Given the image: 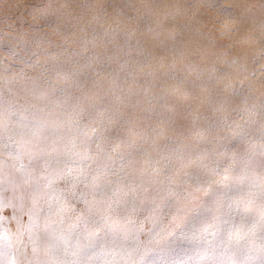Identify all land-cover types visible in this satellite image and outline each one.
<instances>
[{"label": "bare ground", "instance_id": "6f19581e", "mask_svg": "<svg viewBox=\"0 0 264 264\" xmlns=\"http://www.w3.org/2000/svg\"><path fill=\"white\" fill-rule=\"evenodd\" d=\"M45 1L47 2L48 11L64 8L69 12V16H61L55 11L47 12L44 16L41 13L40 18L47 23L60 20L68 33L73 34L76 40L85 43L83 48H80L74 43L67 42L66 44L60 36H55V34L47 35L50 33L39 31V34L50 37L48 41L56 46V52L47 50L45 55L39 61H36L35 71L38 73L49 72V74L54 75L47 77L28 76L23 79H15L4 72H0V76L3 77L0 87L5 89V92L16 94L18 98V100L10 103L14 108L15 115L21 114V120L25 123L28 130L41 136L50 137V140L45 145L54 149L49 154H32L31 156L35 161L44 163L48 170L55 171L54 178L49 182V187L52 188V193L50 192L51 198L56 202H52L50 205L46 203L44 205L46 208H42L37 216V225L43 234L42 237L47 240V244L42 254L38 253V251L34 254L32 251L34 246L31 245L32 237L23 239L18 235L9 236L8 240L18 250L16 259L22 261L23 264H72L69 263L70 261L67 262L65 260L66 262H64L59 259L64 255L74 253L73 250H75L77 245L89 246L93 244L105 246L107 251L90 252L91 255H87L91 257L88 264H189V262H185L186 259L200 257L205 251L215 249L219 251L217 255L211 258H202L203 261H206L205 264H245L246 262L241 260L244 256L243 250L246 247H250L252 249L251 252H245V254L249 255L248 257H257L258 262L255 264H264V251H258L259 245L264 244V207L261 208V206H264V198L254 200V198L249 197L244 201L230 202V205L227 206L228 215H225L223 220L218 219L216 214H207L206 209H204L207 207L205 204L210 203H205L198 199H190L188 197L185 201L176 204H162L165 198H172L174 195H182L184 193L190 196H197L201 191L205 190L211 191L215 198H219L220 202L225 204V201H228L225 199L229 195V189L234 187L236 183L235 177L229 176L230 174H218V172H214L210 168L199 169L197 165L188 166L184 164V157L192 155L194 149L186 147L182 143L190 142L193 139L192 135H177L179 140L175 144L178 150L174 153V151L165 152L161 149L154 131L153 133L150 132L149 135H137L139 133L135 132V135H127V141L123 139L117 147L112 149L108 148L105 139L102 140L100 143L101 147L96 150L100 151L101 155H96L94 154L95 149H92L90 143L92 140H89L90 138L85 135L79 134L77 130H80V128L76 129L72 125L71 117L67 115L64 117L62 112L56 109V96L62 90L63 99L60 98L62 101L66 103L75 102L76 104L79 102L83 112H91L92 114L95 113L96 104L93 98L99 95H102L105 101H109L107 105L112 110H117L115 104H122L123 102L115 101V104L113 102V98L121 95L117 91L116 86L110 87L98 83L89 74L94 69L107 72L113 71L128 79L133 77L131 74L133 70H120L111 61V55L106 54L100 46L95 44L92 36L101 34H104L103 37L107 36V38L102 39L103 44H108L112 40L118 39V44H116L121 46L119 50L126 54L123 60L126 59L129 66H133L134 62L138 65L140 61L150 60L152 63L156 61L154 54L135 53L138 49L132 50L129 47L134 44L137 48L139 38L137 35H129L130 32L125 30V27L129 28L132 26L130 22L125 23L128 18L127 10L138 6L137 4L139 3L133 0H100L103 4H110L113 9H122L120 12L122 20L118 22L115 19H111L109 27H106L102 25L99 18L102 15L112 16L113 13L108 9L90 7L95 0ZM241 8L244 10L245 20L238 22V28L227 26L225 27L226 29L223 28L222 30L224 34L222 38L227 41V38H229L227 44H230V48L225 52H209L202 46H195L197 42L203 43L206 41L210 36V32L208 29L193 32L190 26L182 27L184 22L178 20V17L182 14L157 16L158 19L156 21L155 19L150 20V33L142 35L147 37L143 39L146 40L145 42H150L153 46H161L165 57L175 60L178 54L188 52L190 56L186 57V59L195 58L196 61L199 53L206 56L205 62L199 64L194 62L185 71H183L184 69H176L179 75L176 76L178 80L174 84L175 87L193 93L190 106L181 108V106L175 105L171 107L172 111L177 113V116L185 112L188 113L186 109L191 110L197 105L203 106L204 115L208 118L215 117L218 111L221 113L230 112V109H237L231 108L235 106V104L231 103V100H234L233 97L240 96V92L248 95V100H250L246 106L250 109L243 111L264 115V82L256 84V79L245 78L247 79L245 80L240 78L238 74H233L237 70H242L240 74L248 71V74L252 77L255 72L248 65L240 69V63L231 56L234 52L240 56L248 57L252 61L253 59L264 61V56L260 52L258 53L259 49L254 43L258 37L263 36L264 32L256 28L255 25L251 26L250 24L259 22L264 18L251 15L252 12L248 11L244 6ZM140 13L142 18L152 16L149 13L148 5H142ZM90 14H92V17L89 16ZM255 18L259 21H251ZM261 22H264V20ZM136 25L139 26L137 20L132 27H136ZM237 30H240L241 33L244 32L243 40H239L238 34L234 33ZM152 33L156 34L155 38H150ZM18 41L24 46L25 51L35 48L26 39L19 38ZM185 41L190 46L185 44ZM117 45L111 46L113 52L118 50ZM149 51H152V46L149 47ZM78 62L83 64L78 66ZM207 62L215 63L218 68L228 72L227 82L225 81L224 83L215 73L207 71ZM106 64L108 65L106 66ZM262 70L257 71V79L264 81V70ZM157 71L165 73L163 69H158ZM65 73H70L72 75L71 78H62L61 76ZM57 74L61 76H56ZM133 74L135 76H145L151 74V72L143 71L137 73L134 71ZM167 74L168 72L165 75ZM187 74L191 75L192 78L189 79ZM208 77L214 80L215 83H211ZM135 78L137 77H133V79ZM235 85H238L240 89L234 90L233 86ZM77 87H82L81 93L76 92ZM134 88L135 85H133L132 89ZM173 89L168 88L167 93L145 91V95L150 93L152 95L148 98L156 97L162 102L168 101L177 104L185 94ZM137 92L140 91L133 90L122 94L126 95L125 93H127L131 98H134ZM225 96H227L229 102L226 103V106L217 108L216 102L224 99ZM19 108L21 110L18 111ZM26 108L32 111V117L22 113ZM49 108L52 109V112L55 110L59 112L51 113ZM257 109L263 110L258 112L256 111ZM45 110H48L47 116H45ZM126 110L131 118L130 121H133V123L137 122L134 107ZM193 115V128H198L201 124L211 128V121L201 123L199 117L195 114ZM4 117L6 118V114L3 112L2 115L0 112V119H4ZM260 119L263 118L260 117ZM180 120L177 118L174 121V125L176 126ZM256 121L262 124L258 118ZM6 132H3V135H7ZM69 139L74 140V142L68 143L67 140ZM240 140L241 137L238 138V141ZM240 142L243 147V141ZM77 143L78 145H76ZM214 144L217 148H222L226 152L232 148L230 144L220 140L217 143L214 141ZM234 144L238 147L241 146L237 143ZM123 145H126V148ZM80 146L87 151H84L82 155H76L75 150L79 149ZM5 150H8V148ZM257 155L259 154L254 152V159H258L259 163L264 164V160L261 157H264V155ZM160 156L170 159V161L180 162L186 168L174 175H172V165H160L159 169L156 170L154 167L158 166ZM220 162L219 167H223L225 160L221 159ZM9 163H6L3 168L1 167L0 172L8 180L10 179L7 182L8 187L15 189L16 186H19V183H15L19 179L22 180L23 177L14 171L15 167L12 165L14 162L10 161ZM95 164L99 165V169L103 168V170L94 169L93 166ZM78 166L81 170H77ZM65 167L69 168L70 175L66 172L67 170L63 173H58L60 169ZM259 167L260 164H251L246 173L248 171L254 172ZM248 175L247 173L245 177V186L249 189L250 194L255 190H263L264 179L262 177L264 175L257 176L260 181L254 178L253 175ZM179 183H183V185ZM34 184L36 190L42 188V184L37 182ZM167 186L172 189L168 191V189L164 188ZM119 187H121V194L115 192V189ZM159 191L161 195L158 194ZM109 198L120 201L113 204V199L108 201ZM64 199L75 200L79 204L73 208L65 207L61 204ZM11 200L9 199L8 201L11 203ZM80 204L87 205L86 212L80 210ZM243 205L246 208H241ZM137 208L142 209L144 212L152 211L151 213H154L155 219H153L152 224L145 228L144 226L139 227L140 224H143L140 219L131 223L125 222L128 215H134V209ZM196 209L198 210L197 213L194 212ZM23 211L21 208L17 212L20 218L25 215ZM44 211L48 215L43 214ZM172 211L191 213L181 219L177 225L167 227L162 225V229L158 228L160 223L163 224L164 214ZM11 224V221L7 222L4 227L10 228ZM249 224H256V230L249 232L247 228ZM203 225H210L213 230L206 231ZM113 227L120 228L119 230H112ZM93 230H98L99 235L90 236ZM180 231L190 235L196 232L200 235V238L191 240L192 238L175 237L176 233ZM241 233L242 236L247 235L248 237L244 242L238 236ZM233 240H236L234 244L239 243L234 245ZM82 250L84 251V249ZM160 255L176 256L177 260L174 259V263L168 262V260H157ZM70 256L72 255L70 254ZM79 257H81V254ZM83 263H85L84 260Z\"/></svg>", "mask_w": 264, "mask_h": 264}, {"label": "rangeland", "instance_id": "374dc122", "mask_svg": "<svg viewBox=\"0 0 264 264\" xmlns=\"http://www.w3.org/2000/svg\"><path fill=\"white\" fill-rule=\"evenodd\" d=\"M56 1L62 2L63 0ZM133 1L139 4H137L138 6L131 7L127 10L128 18L125 23L127 24L130 22L133 26L137 20L139 26H130L129 28L125 27V30L130 32L129 35H137L139 38V44L137 48L134 46V44L128 46L132 50L138 49V51L135 53L139 52V54L146 55L154 54L156 61L154 63H152L150 60L140 61L138 65L136 62H134L133 66H129L127 60H123V57H125L126 54L119 50L121 46L117 45L118 39L112 40L108 44H103L102 39L107 38V36L103 37L104 34L92 36V40L95 41V44L100 46L102 51H104L106 54L111 55V61L120 70L125 71L132 69L133 71L131 74L133 77L137 78L133 79V77H131L125 79V77L118 75L117 72H107L105 70L94 69L90 72V77L94 78L95 81L105 86H116L117 91L121 94L118 96L119 98H113L114 104L115 101H123L122 104H115L117 110H112L107 105L109 101H105V98L102 95H99L93 98V101L96 103L95 113L92 114L91 112H83V108L79 102L78 104L75 102L66 103L60 99H63V90L58 92L59 95L56 96V109L62 112L64 117L66 115L71 117L72 125L76 129L80 128V130H77L79 134L85 135L87 138H90L89 140H92L90 143L92 145V149H95L94 154L96 155H101V152L96 150L101 147L100 143L102 140L105 139L108 148L112 149L113 147H117L123 141V139L124 141H127V135H135V132L139 133L137 135H149L150 132L153 133L154 131V135H157L161 149L165 152L174 151V153H176L178 150L175 144V142L179 140L177 135H192L193 139L190 142L182 143L184 146L194 149V153L192 155H187L184 157V164H187L188 166L197 165V168L199 169L210 168L213 169L214 172H218V174H230L229 176L235 177L236 183L234 184V187L229 189V195L225 199L228 201H225V204L221 203L219 198H215V195L209 190L201 191V193H199L197 196H190L184 193L182 195H174L172 198H165L162 201V204H176L178 202L185 201L188 197L190 199H198L204 201L205 203H210L205 204L208 207L204 208L206 209L207 214H216L218 215V219L223 220L224 216L228 215L227 206L230 205V202L244 201L249 197L254 198V200L264 198V185L263 190H255L252 192V194H250L249 189L245 186V177L247 173L249 174L248 176L253 175V177L258 181H260V179L257 176L264 175V164L259 163L258 159H254V152H257L259 155H264V115L243 111L245 109H250L249 107H246L250 100H248V95H244L242 92H240V96L233 97L234 100H231V103L235 104V106L231 108L237 109H230V112L226 111L221 113L218 111L215 117L208 118L204 115L203 106L197 105L191 110L186 109L188 113L185 112L184 114L177 116V113L173 112L171 107L175 105L179 107L181 106V108L190 106L193 93L175 87L174 84L178 80L176 76L179 75L176 69H184L183 71H185L186 68L189 69L194 64V62L197 64L205 62L206 56L199 53L195 61V58L186 59V57L190 56L188 52H186L178 54L175 60L169 59L164 56V53H162L164 50L161 46H153L150 44V42H145L146 40L143 39L145 36L142 35L150 33L151 19H155L156 21L158 19L157 16L182 14L180 17H178L179 21L184 22V26L182 27L190 26L193 32L200 31L201 29H208L210 32V36L206 41L203 43L197 42L195 46H202L209 52H225L228 48H230V44H227L229 38H227L228 41L222 38L224 37L222 31L223 28L226 29L225 27L227 26L231 28H238V22L245 20L244 10L241 8L243 6L247 8L248 11L252 12L251 15L261 16L264 18V0ZM46 3L47 2L45 0H0L1 73L4 72L8 76L15 79H23L28 76L47 77L54 75L49 74V72L38 73L35 71L36 61H39V59L45 55L47 50L56 52V46L48 41L50 37L39 34V31L49 32L50 34L47 35L55 34V36L62 37L66 44L67 42L74 43L77 45V47L83 48L85 42L76 40L73 37V34L68 33L65 27L61 24L60 20L47 23L44 22L42 18H40L41 13H43L44 16V14L47 12L55 11L61 16H69V12L64 8L48 11ZM142 5L149 6V13L152 16H145L144 18L140 16ZM90 7L108 9L112 11V16L102 15L99 18L102 25L106 27H109V22L111 19H115L118 22L122 20L120 15L122 9H113L110 4H103V2L100 0H95ZM89 16L92 17V14ZM95 19L98 20L97 17H95ZM251 21L259 20L255 18ZM261 21L250 24L251 26L255 25L256 28L264 32V22ZM133 30L135 31L133 32ZM234 33L238 34L239 40L244 39L242 38V36L245 35L244 32L241 33L240 30H237ZM152 37L155 38L156 34L152 33L150 38ZM19 38L28 40L32 45H34L35 48L31 49L30 51H25L24 46L18 41ZM254 43L259 49L258 53L260 52V54L264 56V34L263 36L258 37ZM185 44L190 46L186 41ZM114 45L118 46V50H114L113 52L111 46L113 47ZM139 45L142 47L141 49ZM150 46H152V51H149ZM183 56L185 58H179ZM231 56L234 60L240 63V69H243L241 67L248 65L255 71L252 74V77L248 74V71L245 73L242 72L240 74L242 70H237L233 74H238V76L243 79H256V84L264 82L257 79V71L262 69L264 70V61L258 59L254 60L253 58L252 61L250 58L240 56L235 52L232 53ZM82 64L83 63L78 62V66H81ZM107 65L108 64H106V66ZM158 69L165 70V73H159L157 71ZM206 70L215 73L221 81H224V83L225 81L227 82L226 79L229 77V73L218 68L215 63H208L206 65ZM134 71L137 73L150 71L151 74L145 76H135L133 74ZM171 71L173 72L171 73ZM167 72L168 74L165 75ZM56 76L61 75L57 74ZM71 76L72 75L70 73H65L61 77L71 78ZM187 76L189 79L192 78L191 75L187 74ZM208 79L211 83H215V81L209 77ZM2 80L3 77L0 76V82ZM133 85H135L134 89H132ZM168 88H174L177 91L184 93L185 95L182 97V100H180V102L177 104H173L168 101L162 102L156 97L148 98L150 95H152L150 93L145 95V91H160L167 93ZM237 88L240 89L238 85L233 86L234 90ZM133 90H138L140 92L135 93V97L131 98V96H129L127 93ZM76 92L81 93L82 87H77ZM124 92H127L125 93L127 96L123 95ZM15 100H18L16 94L5 92V89L0 87V112L2 115L3 112L6 114V118L4 117V119H0V168H3L4 165L10 161L14 162L12 163V165L15 167L14 171H16L17 174H21L23 177L22 180L19 179V181L15 183H19V186H16L15 189H12L9 188L7 184L10 179L8 180V178L4 176L2 172H0V206L5 208L4 211H0V218H2V221H0V234H3L7 238L14 235H18L23 239L32 237L31 245L36 248V252L38 251V253L42 254L44 247L47 244V240L45 237H42L43 234L37 225V216L40 214L42 208H46L44 207L46 203H49L50 205L52 202H56L51 198L50 192L52 193V188L49 187V182L54 178L55 171L53 172L48 170L44 163L35 161L31 156L32 154H49L54 149L45 145V143L50 140V137L41 136L36 132L28 130L25 123L21 120V114L15 115L13 110L14 108L10 105V103ZM227 102H229V100L227 99V96H225L224 99L216 102V107H224L227 105ZM130 107H134L136 110L135 115L138 121L135 123L130 121L131 118L128 116V112L126 110ZM19 110L21 109L19 108L18 111ZM49 110H51V113L59 112L58 110L52 112L51 108H49ZM260 110L263 109H257L256 111L260 112ZM44 112L45 116H47L48 110H45ZM22 113L29 117L33 116L32 111L27 108ZM193 114L199 117L201 123L211 121V128L205 124H201V126L198 128H193ZM255 116L262 124L256 121L257 118ZM260 117L263 119H260ZM177 118L181 120L175 126L174 121H176ZM3 132H6L7 135H3ZM239 137H241L240 141H243V147L241 142L238 141ZM219 140L230 144L232 148L227 152L223 151L222 148H217L214 144V141L217 143ZM67 141L68 143L74 142L72 139ZM234 143H237L241 146L238 147ZM76 145H78V143ZM123 146L126 148V145ZM6 148H8V150H5ZM84 151L87 150L80 146L79 149L75 150V154L82 155ZM261 157L262 160H264V157ZM221 159L225 160L223 167H219V163L221 164ZM158 161V166L154 168L158 170L160 165H172V175L179 171H183L182 169L186 168V166L182 165L180 162L170 161V159L163 158L162 156L159 157ZM251 164H260V167L257 168L258 170L255 169L254 172L248 171L246 173L248 167ZM93 168L98 171L103 170V168L99 169V165L97 164H95ZM68 169L67 167L60 169L58 173L60 174L67 170L66 172H68V175H70L71 173ZM79 169L81 170V168L78 166L77 170ZM262 178L264 179V177ZM35 182L42 184V188L40 190L35 189ZM179 184L183 185V183ZM164 188L168 189V191L172 189L170 186ZM115 192L121 194V187L115 189ZM158 194L161 195L160 191ZM9 199H12L11 203L8 201ZM112 199L113 204L120 201H116L114 198H109L108 201ZM61 204L65 207L73 208L74 206H78L79 203L75 200L64 199ZM244 206L245 205H243L241 208H246ZM79 207L80 210H83L84 212L87 211L86 204H80ZM263 207L264 206H261V208ZM21 208L24 210L23 214L25 215L21 216L20 218V216L17 215V212ZM134 210V215H128L127 221H125L126 223H131L140 219V222L143 224H140L139 227L144 226L146 228L149 224H152L153 219H155L154 213H151L152 211L144 212L139 208ZM207 210H210V212ZM194 212L197 213L198 210L196 209ZM190 213L191 212L180 213L177 211H172L168 214L166 213L164 214L165 217L162 221L163 224L160 223L158 228L162 229L163 226L167 227L173 226L175 224L177 225L181 219L185 218ZM43 214L48 215L45 213V211ZM10 221L12 222L11 227H4V225ZM203 226L206 231L213 230L212 226L210 225ZM119 228L120 227H113L112 230H119ZM247 228L249 229V232H252L256 230L257 226L256 224H249ZM95 234L98 236L99 231H91L90 236L93 237ZM238 236L242 242L248 239L247 235L242 236V233L238 234ZM175 237L186 239L192 238L191 240H196L197 238H200V235L196 232L191 233L190 235L180 231L176 233ZM232 242L234 244L236 240H233ZM238 243L239 242L236 244ZM82 249H84V251ZM251 250L252 249H250V247H246V249L243 250L244 256L241 258V260L246 262L245 264H255L258 262L257 257L252 258L245 254V252L250 253ZM93 251L104 252L107 251V249L102 245L96 246L91 244L89 246H85L80 244L75 247V250H73L74 253H70L72 256L67 254L62 256L59 260L64 262L67 260V262L70 261L69 263L72 264H85L87 261L86 264H88V261L91 259V257L87 255H91L90 252L93 253ZM258 251H264V244L259 245ZM217 252H219L217 249L211 251L207 250L200 257L189 258L186 259L185 262H189V264H205L206 261L204 260V262L202 258L205 257L206 259L207 257H214L217 255ZM79 253L81 254V257H79ZM175 257L176 256L160 255L157 260H168V262L171 261V263H174L175 260H177V257ZM81 258L85 263H83ZM84 258L87 259L85 260Z\"/></svg>", "mask_w": 264, "mask_h": 264}, {"label": "snow or ice", "instance_id": "6c2138e0", "mask_svg": "<svg viewBox=\"0 0 264 264\" xmlns=\"http://www.w3.org/2000/svg\"><path fill=\"white\" fill-rule=\"evenodd\" d=\"M4 210L5 208L0 206V211ZM0 221H2V218H0ZM17 251L8 238L0 234V264H23L22 261L16 259ZM32 251L35 254L36 248L33 247Z\"/></svg>", "mask_w": 264, "mask_h": 264}]
</instances>
